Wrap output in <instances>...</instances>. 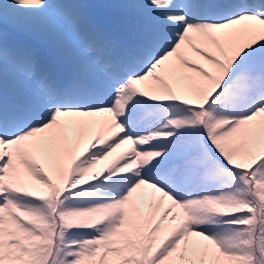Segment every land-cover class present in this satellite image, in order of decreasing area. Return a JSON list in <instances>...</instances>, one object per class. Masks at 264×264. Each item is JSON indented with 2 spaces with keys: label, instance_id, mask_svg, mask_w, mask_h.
Here are the masks:
<instances>
[{
  "label": "snow or ice",
  "instance_id": "6c2138e0",
  "mask_svg": "<svg viewBox=\"0 0 264 264\" xmlns=\"http://www.w3.org/2000/svg\"><path fill=\"white\" fill-rule=\"evenodd\" d=\"M95 7L0 0V264H264V0Z\"/></svg>",
  "mask_w": 264,
  "mask_h": 264
},
{
  "label": "rangeland",
  "instance_id": "374dc122",
  "mask_svg": "<svg viewBox=\"0 0 264 264\" xmlns=\"http://www.w3.org/2000/svg\"><path fill=\"white\" fill-rule=\"evenodd\" d=\"M94 1H95L97 4H101V3H102L101 6L109 3V2H106V3H105V0H104V3L101 2L100 0H94ZM111 1H113V0H111ZM92 11H93V12H96L97 10H93V9H92ZM101 12H103V9H102V8H101ZM123 21H125V20H123ZM103 163H105V162H102V164H103Z\"/></svg>",
  "mask_w": 264,
  "mask_h": 264
}]
</instances>
